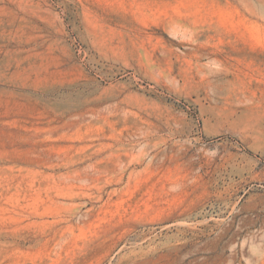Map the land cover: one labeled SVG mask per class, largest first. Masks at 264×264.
I'll use <instances>...</instances> for the list:
<instances>
[{"label":"rangeland","instance_id":"374dc122","mask_svg":"<svg viewBox=\"0 0 264 264\" xmlns=\"http://www.w3.org/2000/svg\"><path fill=\"white\" fill-rule=\"evenodd\" d=\"M0 155L1 264H264V0H0Z\"/></svg>","mask_w":264,"mask_h":264},{"label":"bare ground","instance_id":"6f19581e","mask_svg":"<svg viewBox=\"0 0 264 264\" xmlns=\"http://www.w3.org/2000/svg\"><path fill=\"white\" fill-rule=\"evenodd\" d=\"M1 156V155H0ZM2 156H4V155H2ZM9 160V159H8ZM7 164V163H6ZM37 165V164H36ZM43 165H44V163H43ZM4 166H6V165H4ZM3 166V167H4ZM11 166V165H10ZM37 168V167H36ZM48 168V167H47ZM1 169V168H0ZM4 169H7V171H8V173L10 172V173H12L13 172V167H5ZM43 169V168H42ZM51 169V168H50ZM54 169V168H53ZM39 171V170H38ZM25 173V172H24ZM46 174V173H45ZM47 174H49L50 175V173H48L47 172ZM15 175V174H14ZM56 175V174H55ZM60 175V174H59ZM17 176V175H16ZM64 176H66V175H64ZM18 177V176H17ZM20 177H22V175L20 176ZM44 177H46V175H44ZM9 178L10 179H13L14 177H10L9 176ZM19 178V177H18ZM19 179H22V178H19ZM18 179V180H19ZM49 179V178H48ZM59 179V178H58ZM63 179V178H62ZM62 179L60 180V182L62 181ZM14 180V179H13ZM17 180V181H18ZM25 180V179H24ZM40 180V179H39ZM44 180V179H43ZM7 181V180H6ZM35 180H33V182H34ZM11 182V181H10ZM30 182V181H29ZM29 182L27 183V184H29ZM12 183H13V181H12ZM25 183V182H24ZM24 183H22V184H24ZM47 183H49V181H47ZM46 183V184H47ZM55 183V182H54ZM5 184H6V182H5ZM18 184V183H17ZM34 184V183H33ZM36 184V183H35ZM58 184V183H57ZM25 185H26V183H25ZM30 185H32L31 183H30ZM39 185V184H38ZM45 185V184H44ZM50 185V184H49ZM64 185V184H63ZM15 186V185H14ZM40 186H42V187H40ZM40 186L38 187V189L35 191V198H36V200H37V202H38V205H39V207H40V210L38 211V209L36 210V211H34L33 213H31L30 215L31 216H29V213L28 212H26L27 214H22V216H24L23 218H28V217H31V218H33V221L31 222V224H37V225H44V226H46V220H45V216H46V210L48 209H46V207H47V203H48V201L52 198V197H50V199H49V197L47 196V192H49V191H46V188H45V186H47V185H45V186H43V184L41 183L40 184ZM74 186V185H73ZM8 187V186H7ZM27 187H28V185H27ZM36 187V188H37ZM50 187V186H49ZM32 189V188H31ZM58 189V188H57ZM3 191V190H2ZM29 191V190H28ZM34 191V190H33ZM27 192V191H26ZM30 192V191H29ZM114 192V191H113ZM16 193V192H15ZM31 193H32V191H31ZM30 193V194H31ZM109 193V192H108ZM3 194V193H2ZM9 195H12V194H9ZM17 195V194H16ZM15 195V196H16ZM25 195V194H24ZM24 195H22V196H24ZM29 195V194H28ZM27 195V196H28ZM8 196V195H7ZM20 196V195H19ZM30 196V195H29ZM2 197V196H1ZM10 197V196H9ZM13 197V196H12ZM18 197V196H17ZM25 197V196H24ZM31 197V196H30ZM23 198V197H22ZM21 198V199H22ZM29 198V197H28ZM13 199V198H12ZM12 199H10V200H12ZM18 199V198H17ZM15 200H16V197H15ZM26 200V199H25ZM25 200H23L24 201V203H26L25 202ZM52 200V199H51ZM58 200V199H57ZM6 201V200H5ZM17 202L19 201V200H16ZM27 201V200H26ZM53 201V200H52ZM30 202V200H28V202L27 203H29ZM35 202V201H34ZM55 202V201H54ZM8 203V202H7ZM10 203V202H9ZM13 203V202H12ZM11 203V207H12V204ZM19 203H20V201H19ZM23 203V202H22ZM59 203V202H58ZM30 204H31V202H30ZM35 204V203H34ZM51 204V203H50ZM56 204V203H55ZM18 205V204H17ZM27 205V204H26ZM28 206V205H27ZM30 206V205H29ZM36 206H37V204H36ZM7 207V206H6ZM17 207V206H16ZM19 207V206H18ZM22 207V205H20V208ZM32 207V206H31ZM35 207V206H34ZM14 207H12V209H13ZM23 208H26V207H23ZM22 208V209H23ZM38 208V207H37ZM6 209V208H5ZM27 209H28V207H27ZM4 210V209H3ZM2 210V211H3ZM7 210V209H6ZM5 210V211H6ZM8 210H9V208H8ZM21 210V209H20ZM25 210V209H24ZM29 210V209H28ZM31 210V209H30ZM29 210V211H30ZM14 211V210H13ZM16 211H18V210H16ZM27 211V210H26ZM9 212V211H8ZM15 212V211H14ZM1 213V212H0ZM17 213H19V212H17ZM24 213V212H23ZM8 214V213H7ZM6 214V215H7ZM8 216V215H7ZM33 216V217H32ZM0 218H1V222H0V259L1 258H6V257H8V256H12L13 254H15V253H18V252H24L25 250H27V249H30L31 247L33 248V247H36V246H42V245H44V247H45V249H49V252L51 253V252H53L54 254H56V255H59L60 253H61V244H60V241L58 240L59 239V237H61L62 236V234H61V232L63 233L64 231H62V227H60V222L58 223L57 221H58V219H57V221H50L49 220V222H47L48 223V231H47V233L46 234H44V235H41V234H35L34 236H31L30 238H28V237H25L26 235L24 234L23 236H24V238H22V239H16V238H14V237H12L11 236V230L9 229V226L8 225H6L5 223L8 221V220H10V219H13V217L12 216H8V218L6 217V218H4V216L3 217H1L0 216ZM30 218V219H31ZM8 219V220H7ZM14 219H16V218H14ZM22 219V218H21ZM20 219V220H21ZM7 220V221H6ZM28 220V219H27ZM60 220V219H59ZM6 221V222H5ZM11 221V220H10ZM26 221V220H25ZM48 221V220H47ZM13 222V221H12ZM11 222V223H12ZM17 222V221H16ZM62 222V221H61ZM18 223H20V222H18ZM27 223V222H26ZM25 223V224H26ZM10 225V224H9ZM72 229V228H71ZM64 230V229H63ZM73 230V229H72ZM71 230V231H72ZM70 231V232H71ZM46 232V231H45ZM66 232V231H65ZM64 232V233H65ZM67 232H68V230H67ZM36 233V232H35ZM42 233V232H41ZM13 235V234H12ZM20 237V236H19ZM57 246H58V248H57ZM37 248V247H36ZM28 251V250H27ZM26 251V252H27ZM0 264H1V262H0Z\"/></svg>","mask_w":264,"mask_h":264}]
</instances>
